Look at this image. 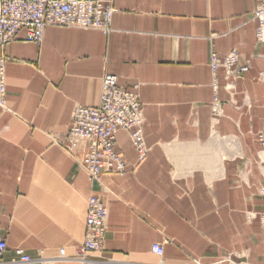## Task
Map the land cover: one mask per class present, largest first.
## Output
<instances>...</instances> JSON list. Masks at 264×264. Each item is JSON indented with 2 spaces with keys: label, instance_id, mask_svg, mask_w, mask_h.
Listing matches in <instances>:
<instances>
[{
  "label": "crops",
  "instance_id": "1",
  "mask_svg": "<svg viewBox=\"0 0 264 264\" xmlns=\"http://www.w3.org/2000/svg\"><path fill=\"white\" fill-rule=\"evenodd\" d=\"M116 9L113 32L50 27L41 45L22 30L6 49L7 98L0 107L1 264L22 250L44 263L60 261L84 242L88 198L108 208L105 257L155 264L165 239V264H214L229 253L264 264L259 216L264 199V64L253 13L258 0H94ZM237 51L252 69L229 104L218 71L224 117L214 128L209 58ZM137 92L143 106V163L127 132L116 150L124 176L93 184L61 142L76 107L100 104L105 74ZM263 155V154H262ZM255 214L256 219L249 215ZM103 263V262H102Z\"/></svg>",
  "mask_w": 264,
  "mask_h": 264
},
{
  "label": "built area",
  "instance_id": "2",
  "mask_svg": "<svg viewBox=\"0 0 264 264\" xmlns=\"http://www.w3.org/2000/svg\"><path fill=\"white\" fill-rule=\"evenodd\" d=\"M116 9L112 3L94 0H0V107H5L7 98L6 55L7 47L16 41L18 34L26 31V42L41 45L46 29L50 27L78 30H96L109 36L112 32V19ZM257 21L256 41L262 47L259 57L264 64V0H258L253 13ZM209 68L213 76L214 101L211 105L213 130L224 117L223 103L218 97V71L225 72V90L230 96L229 104L236 107V85L238 80L252 69L251 60L243 61L237 51L219 55L212 51ZM264 82V71L259 74ZM145 117L137 92H128L118 86L117 77L105 74L102 80L100 104L95 108L78 106L75 108L71 127L61 142L63 149L72 157L78 158V165L84 169L95 184H100L104 175L124 176L129 164L116 150L117 135L121 131L129 134L137 153L138 162L143 163L149 154L144 139ZM257 141L264 147V133L257 135ZM262 163V162H261ZM259 195L264 199L263 184ZM86 234L84 242L75 253L68 256L63 250L60 261L68 264H95L94 256L105 251L108 233L109 211L101 198L91 195L88 198ZM264 237V212L259 216ZM7 244L0 239V264ZM152 254L163 257L164 248L160 244L152 247ZM16 260L10 264H34L41 261L15 252Z\"/></svg>",
  "mask_w": 264,
  "mask_h": 264
},
{
  "label": "rangeland",
  "instance_id": "3",
  "mask_svg": "<svg viewBox=\"0 0 264 264\" xmlns=\"http://www.w3.org/2000/svg\"><path fill=\"white\" fill-rule=\"evenodd\" d=\"M260 144V143H259ZM261 145V144H260ZM263 148L262 152L259 154V162L264 163V147L261 146ZM263 154V155H262ZM260 190V189H259ZM259 194V191H258ZM260 196V195H259ZM249 218L252 219H256V215L255 214H251L249 215ZM166 243H170V240L167 238L165 239V242L160 244L164 247V245ZM105 251L95 255L94 260H96L97 262H103V263H107V264H131L129 262V260L125 259V258H107L105 257ZM160 259L157 261H154L153 263L155 264H165L163 257H159ZM192 264H204L202 263L200 260L195 259L193 257H190ZM41 260V258H39ZM44 263L43 261H39L36 263ZM55 264H68V263H64V262H57ZM214 264H253L252 262H249L247 256L243 253L241 254H235V253H229L227 254L223 259L216 261ZM255 264V263H254Z\"/></svg>",
  "mask_w": 264,
  "mask_h": 264
},
{
  "label": "bare ground",
  "instance_id": "4",
  "mask_svg": "<svg viewBox=\"0 0 264 264\" xmlns=\"http://www.w3.org/2000/svg\"><path fill=\"white\" fill-rule=\"evenodd\" d=\"M95 264H107V263H102V262H99V261H98V263H95Z\"/></svg>",
  "mask_w": 264,
  "mask_h": 264
}]
</instances>
